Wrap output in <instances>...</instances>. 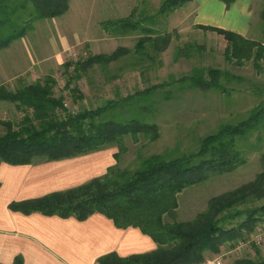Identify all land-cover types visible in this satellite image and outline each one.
I'll return each instance as SVG.
<instances>
[{
	"label": "trees",
	"instance_id": "16d2710c",
	"mask_svg": "<svg viewBox=\"0 0 264 264\" xmlns=\"http://www.w3.org/2000/svg\"><path fill=\"white\" fill-rule=\"evenodd\" d=\"M190 0H161L157 14L167 17ZM229 6L234 0H222ZM68 9V0H0V49L22 37L37 19L54 17ZM264 33V0L259 13ZM155 24L151 16L142 12L135 15L133 8L128 16L101 21L102 28L110 34H141L133 48L119 46L111 53L83 56L75 62H66L64 72L72 71L70 81L78 80L81 73L94 64H105L123 54H131L135 61L153 59V53L164 51L170 43L171 33H156L149 26ZM148 24V25H147ZM211 30L225 40L224 54L236 61L252 60L260 66L264 59V42L246 38L237 32L198 25ZM191 44L185 43L179 52L186 54ZM194 69L191 74L176 81H186L196 88H217L218 71ZM215 75V76H213ZM56 80L45 75L42 80L20 85L14 89L0 85V101L15 104L22 112L18 120H1L4 131L0 134V160L10 164H29L34 158L61 159L91 151L125 135L136 138L143 134L154 140L158 125L151 118L152 101L144 98L156 88L168 85L161 82L124 96L109 99L96 108L72 112L63 104L61 95L55 96ZM77 92L76 86L71 88ZM128 103V118L106 116L107 109ZM146 102V104H145ZM137 112V113H136ZM103 113V118L96 117ZM140 114L137 117V115ZM263 127V128H262ZM264 129V104L253 107L248 116L234 124H221L215 132L201 138L194 152L167 158L165 154H151L140 159L133 169H116L110 165L101 176L63 191L43 196L13 201L9 207L23 213L39 211L61 217L74 215L79 219L93 212L111 218L118 227L136 226L149 235L156 247L148 252L120 256L110 252L100 256L96 264H201L207 251L218 254L222 245H233L248 238L257 228L264 226V153L260 154L261 169L250 181L210 197L206 208L193 218L178 221L177 194L185 187L204 181L210 176L230 172L246 162L245 154L237 147H244L248 137ZM260 143L259 135L256 137ZM245 150L244 148H242ZM255 148V146H253ZM252 145L249 150L253 148ZM116 155V154H115ZM114 155V156H115ZM165 216L171 218L170 221ZM19 259L14 264H19ZM230 264H264V257L235 258Z\"/></svg>",
	"mask_w": 264,
	"mask_h": 264
},
{
	"label": "rangeland",
	"instance_id": "374dc122",
	"mask_svg": "<svg viewBox=\"0 0 264 264\" xmlns=\"http://www.w3.org/2000/svg\"><path fill=\"white\" fill-rule=\"evenodd\" d=\"M160 2L68 0V9L64 13L33 21L22 37L0 49V79L8 77L7 84L3 85L11 89L42 80L45 75H52L56 80L55 96L61 95L64 106L77 112L85 108L101 107L109 99L118 100L138 89L168 82V85L156 88L152 95L144 97L149 103L152 101L149 113L152 116H148L147 120L158 125V137L151 140L143 134L136 138L125 135L121 143L112 141L105 144V151L110 158L116 154L110 159V165L116 169L133 170L140 165L141 158L151 154H165L171 158L196 151L202 137L215 132L221 124L237 123L246 118L253 107L264 104V59L257 68L252 60L239 62L227 58L223 52L225 40L221 35L179 21V16L194 3L188 1L164 17L157 14ZM262 4L263 0H255L256 16L252 34L247 37L264 42L262 21L257 15ZM133 8L136 16L142 12L152 17L155 24L149 23V26L154 32L171 33L167 48L153 53L152 60L143 58L142 62H136L131 54H123L108 63L94 64L82 72L78 80L70 81L67 85V80L75 76V73L72 66L69 72H64L66 62H75L92 54L111 53L119 46L133 48L141 34H110L101 26L103 20L128 16ZM185 43L191 44L186 54L179 52ZM194 69H203L206 78H209L208 69L217 70L219 87L202 89L190 87L186 81L172 82L180 76L191 74ZM74 86L78 88L77 92L71 91ZM128 108L125 102L121 107L116 105L113 109H107L105 115L116 114L117 118H128L134 115L130 114ZM21 115L22 112L15 104L0 102V121L18 120ZM139 115L137 117H141ZM103 116L101 113L96 119ZM3 131L4 126L0 123V134ZM258 135L260 143H257ZM239 142L240 139L237 140V147L245 154L246 162L233 171L215 174L185 187L177 195L176 220L193 218L206 208L210 197L252 180L260 171L259 157L264 153V129L248 137L245 146H241L245 150L241 149ZM251 145L255 148L249 150ZM91 160L92 157L87 155L59 164H47L42 166L43 173L56 181H62V184L71 185L104 173V170H92L89 166ZM262 201L264 197L257 203ZM165 219L171 220L169 216H165ZM233 246L225 243L218 254ZM207 253L211 257L218 255L209 251ZM242 256L252 259L264 257V241L257 246L250 244L241 251L223 255V264H230Z\"/></svg>",
	"mask_w": 264,
	"mask_h": 264
},
{
	"label": "crops",
	"instance_id": "0c3cea01",
	"mask_svg": "<svg viewBox=\"0 0 264 264\" xmlns=\"http://www.w3.org/2000/svg\"><path fill=\"white\" fill-rule=\"evenodd\" d=\"M190 2L194 3L192 7L178 18L184 25L219 27L250 38L247 35L252 34L256 16L255 0H234L229 6L222 0ZM257 15L259 17V13ZM7 81L8 77L0 79V84H7ZM105 150L103 146L54 160L36 157L29 164H10L0 160V264H14L17 259L19 264H96L100 256L110 252L128 256L156 247L154 240L138 227H118L111 218L100 212L79 219L74 215L61 217L39 211L23 213L9 207L13 201L63 191L101 176L114 157L113 154L110 158ZM87 155L92 157L90 168L104 170V173L71 185L62 184V181L43 173L44 165L72 161ZM209 257L206 252L205 259Z\"/></svg>",
	"mask_w": 264,
	"mask_h": 264
},
{
	"label": "built area",
	"instance_id": "2783aa9c",
	"mask_svg": "<svg viewBox=\"0 0 264 264\" xmlns=\"http://www.w3.org/2000/svg\"><path fill=\"white\" fill-rule=\"evenodd\" d=\"M75 59V58H74ZM264 241V226H261L257 228L255 231L252 232V234L246 238V239H239L236 241L231 249H228L227 251L222 252L221 254H218L214 257H209L205 260L203 264H223V258L222 256L231 253L233 251H241L244 249L247 245H259Z\"/></svg>",
	"mask_w": 264,
	"mask_h": 264
}]
</instances>
